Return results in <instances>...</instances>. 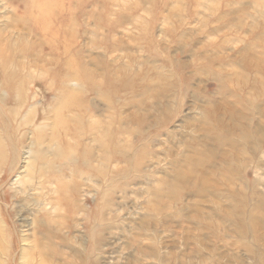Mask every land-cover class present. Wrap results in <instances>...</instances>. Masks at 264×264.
Segmentation results:
<instances>
[{"label":"rangeland","instance_id":"374dc122","mask_svg":"<svg viewBox=\"0 0 264 264\" xmlns=\"http://www.w3.org/2000/svg\"><path fill=\"white\" fill-rule=\"evenodd\" d=\"M2 60L24 85L0 73V264H264V0H0ZM73 70L149 76L114 118ZM75 98L121 155L34 173Z\"/></svg>","mask_w":264,"mask_h":264},{"label":"bare ground","instance_id":"6f19581e","mask_svg":"<svg viewBox=\"0 0 264 264\" xmlns=\"http://www.w3.org/2000/svg\"><path fill=\"white\" fill-rule=\"evenodd\" d=\"M35 14V13H34ZM37 15V14H36ZM35 15V16H36ZM40 15V14H39ZM44 28V26H43ZM64 51L67 53L68 49L66 46L64 47ZM67 65V62H66ZM73 67V64H70ZM14 64L8 63L7 60L0 62V73L2 75V81L5 87L11 88V87H19L22 89L24 85V81L20 78L16 77L15 71H14ZM72 76H70L68 79H77L79 84H86L91 88V90L97 94L100 98L106 100L107 106L114 110L113 115L115 116L116 107H114L115 99H116V92L118 89L121 88V90L129 91L130 98L128 99V103L132 101V97H135L138 93L137 88H135V82L143 76L148 77L149 71L146 70L142 72L138 77H135L131 82H126L122 79H114L112 75L106 74L101 79H94L89 77L86 73H81V70H73ZM67 75H65L63 78H59L58 82L62 90V83L66 81ZM159 78V77H158ZM162 84L165 83L164 80H160ZM163 85L162 87H164ZM15 91V90H14ZM65 91V90H64ZM65 93V92H64ZM67 94V93H65ZM68 98L71 100V95H68ZM66 101L67 103H61L57 109L55 110V125H56V131L63 133L65 136H70L73 140V143H69L66 141L64 137H57L58 138V147L60 148L58 152L56 153V156L45 163V168L39 167L38 170L34 171V173L42 172L46 174L48 177H51L52 173H56L57 167H59V172H63L70 166H72V173H79L83 172L82 170H79L75 167V164H80L81 166H84V172H92V162L94 161V158L92 157V148L89 144H87L85 141H89L93 144H97L98 147L102 150V152L107 153V157L103 158L102 160H96L105 162L106 160L112 158L113 156L121 155V153L118 151L119 145L117 142V132L114 130L115 120L111 119L109 120V124H106L104 121L95 118L93 116L85 115L83 117H79L77 120L73 121L68 119L65 116V112L69 110H81L82 105L78 102L77 98L73 99L72 101ZM135 103V101H133ZM61 147H67L70 151L65 157L66 162H61L60 160V150ZM79 149V152L76 150ZM74 151V152H73ZM1 153V150H0ZM71 153V154H70ZM1 158V154H0ZM40 163H42L43 159L40 158L38 160ZM51 173H48V172ZM65 186V185H62ZM60 186V189L63 187ZM21 222H24V218L21 219ZM25 227V226H24ZM28 258V257H27ZM40 264H45L44 262Z\"/></svg>","mask_w":264,"mask_h":264}]
</instances>
